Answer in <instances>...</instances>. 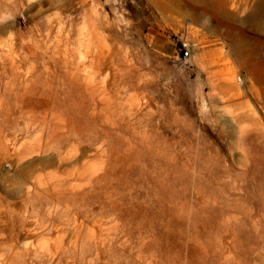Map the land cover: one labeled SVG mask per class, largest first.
<instances>
[{
	"label": "rangeland",
	"instance_id": "rangeland-1",
	"mask_svg": "<svg viewBox=\"0 0 264 264\" xmlns=\"http://www.w3.org/2000/svg\"><path fill=\"white\" fill-rule=\"evenodd\" d=\"M92 31L110 45L94 97L89 65L70 76ZM14 72L0 264H264V0H0Z\"/></svg>",
	"mask_w": 264,
	"mask_h": 264
},
{
	"label": "bare ground",
	"instance_id": "bare-ground-1",
	"mask_svg": "<svg viewBox=\"0 0 264 264\" xmlns=\"http://www.w3.org/2000/svg\"><path fill=\"white\" fill-rule=\"evenodd\" d=\"M91 41L93 42V46L86 53V56H85L86 59L84 58L85 60L84 59L81 60L79 62L78 68L74 69L73 72H72L73 69H71L69 71L66 70L65 73L66 74H69V73L72 72L70 74V76L72 78H74L75 80H79V78H81L80 77V75H81L80 72H82V71L89 72L88 70H86L87 65H89L90 66V70H91L90 72L92 74L89 75L88 73H83V75H81L82 76L81 80L86 84L87 93L91 97H94V95L98 93V91H94V89H93L94 87L92 86L93 85V82H94V78L101 76L103 73H105V71L108 68L107 67V61L106 60H107V57L110 54L109 53V51H110V45L108 44V41L107 40L104 41V39H102L101 37H98L94 33V31H92V33H91ZM33 51H31V52H33ZM38 53H40V50H39ZM56 53L57 54L60 53V48L56 49ZM29 55H30V53H29ZM31 56H33V55L31 54ZM35 56H37V53H36ZM64 65H65V62H64ZM81 66H82V69H81ZM10 67H11L10 69H13V70H15V68H17V66L15 65L14 62H12V64H10ZM5 71L6 70L4 69L3 72H5ZM4 78H7V77H4V76H1L0 75V102L3 100L4 95L7 94V91H12V93H14L16 95V97L18 95H20V93L22 92V89H24V86H25L24 83L27 82V81H21V79L18 77V75L15 72H14V78L11 80L13 82V86H10L9 83L4 80ZM229 86L230 85H229L228 82H225L224 85H223V87H226V88L229 87ZM107 92L108 91L103 92L102 93L103 96L100 98V102L104 106H107L108 105L109 98L111 100V97L108 96ZM98 102H99V100H98ZM92 103L94 105L93 110H96L97 104H95V100H92ZM113 103H115V102H113ZM119 103H120V101H117V104L118 105H119ZM112 108L114 109L113 110L114 115H116L118 113V108L117 107H112ZM100 110H102V111L103 110L109 111L108 108H102ZM121 110H122V108H121ZM127 114H131V110H128L127 111ZM91 115H94V114H91ZM119 115L121 116L120 113H119ZM50 116H51L50 117L51 120H53V119L56 118V113H51ZM15 117L17 119H20L21 115L15 116ZM47 118H48V114H45L43 118H36L35 122L32 123L33 128L40 129L41 130V135H44L45 133L48 135V140H46V142L43 145H42V142H43L42 138H39V145H40V149L41 150L44 149V147L46 146L47 143H49L50 141H52V140H54L56 138V134H57V132L59 130V125L56 122H54V121L48 122ZM6 126L10 127L11 129H17L18 128V130L20 132L23 131V127H21V126H19V124H17L15 118H13L11 120V122L9 124H7ZM28 128H30V124H26L25 129H28ZM24 144H25L24 142L20 143L17 146V148H16V146H14V148L16 149V153H18V155L19 154L21 155V154H23L25 152L24 150H22L23 149L22 147L24 146ZM13 145H15V143H13ZM0 148H1V150L4 153H7L8 152V147L6 145H4L2 142H0Z\"/></svg>",
	"mask_w": 264,
	"mask_h": 264
},
{
	"label": "built area",
	"instance_id": "built-area-1",
	"mask_svg": "<svg viewBox=\"0 0 264 264\" xmlns=\"http://www.w3.org/2000/svg\"><path fill=\"white\" fill-rule=\"evenodd\" d=\"M189 56V51L185 48V49H183V52H182V55H181V57L182 58H186V57H188Z\"/></svg>",
	"mask_w": 264,
	"mask_h": 264
}]
</instances>
